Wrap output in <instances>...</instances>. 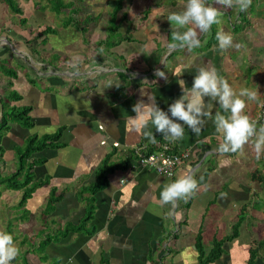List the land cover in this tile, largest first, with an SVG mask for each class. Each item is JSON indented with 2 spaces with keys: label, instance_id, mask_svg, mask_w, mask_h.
Here are the masks:
<instances>
[{
  "label": "crops",
  "instance_id": "1",
  "mask_svg": "<svg viewBox=\"0 0 264 264\" xmlns=\"http://www.w3.org/2000/svg\"><path fill=\"white\" fill-rule=\"evenodd\" d=\"M17 3L22 13L0 0V99L18 93L21 99L9 104L30 105L33 125L12 121L0 138V230L10 232L19 248L10 264H197V234L202 233L204 248L209 250L214 237L229 234L246 206L248 182L234 168L243 163L239 160L242 146L257 136L236 151L220 152L223 137L211 117L204 118L199 132L184 124V135L178 139H169L149 125L155 142L134 129L127 117L135 115L132 106L138 100L150 102L146 93L167 109L183 88L191 87L199 67L206 66L215 67L237 94L245 87L257 91L254 99L244 97L243 111L254 121L264 105L259 69L233 58L231 53L240 48L234 40L235 51L220 48L218 42L208 45L211 29L206 43L199 37L197 47L170 50L168 31H183L180 26L150 32L148 37L145 31H138V36L129 32L134 39L109 46L97 42L89 51L73 50L72 40L65 37L59 48L64 59L58 63V32L46 24L55 18L53 12L42 10L39 1L33 0L29 10ZM230 19H220L225 28L220 21L215 27L224 31ZM157 69L166 76H158ZM209 99L205 97L206 102ZM212 104L213 114L223 111L217 101ZM1 115L0 101V119ZM255 124L259 133L264 126ZM60 129L61 146H47L29 157L28 162L35 163L27 186L16 188L3 180L18 169V152L30 135L41 137ZM162 139L190 152L173 177L134 163L137 146L153 147ZM108 156L114 167L107 174L108 184L94 194L82 193L84 186L97 180ZM209 167L212 170L203 180ZM183 172L197 179L196 188L174 203L164 202L163 187ZM30 187L31 195L21 204L24 190ZM52 196L55 201L50 203ZM87 197H94L90 225L95 233L71 231L59 238L57 233L67 224L82 221ZM241 233L226 241L225 253L210 264H247L250 243L239 240Z\"/></svg>",
  "mask_w": 264,
  "mask_h": 264
},
{
  "label": "clouds",
  "instance_id": "2",
  "mask_svg": "<svg viewBox=\"0 0 264 264\" xmlns=\"http://www.w3.org/2000/svg\"><path fill=\"white\" fill-rule=\"evenodd\" d=\"M231 6L234 0H224ZM241 9L247 8L249 0H235ZM220 11L215 6L206 3V0H186L182 11L171 12L168 19L183 28V31L172 32L173 39L168 43V48H193L200 45L201 41L194 24L201 31L207 32L213 23H218ZM216 37L220 48H227L233 44L230 32L218 31ZM239 47V44L236 45ZM157 75L165 77L163 69H157ZM143 94V93H142ZM150 102L143 99L133 104L135 115L127 119L137 131H142L145 137L155 142L156 136L149 125H153L157 132H161L169 139H178L184 135V124L195 132L200 131V125L205 117H211L216 125V130L223 137L218 151L230 152L239 149L250 137L256 135L255 149L257 155L264 151V128L257 133L256 124L243 111L246 105L244 97L254 99L257 91L241 88L239 94L235 92L228 80L220 76L215 67H199L191 87L183 88V93L163 109L155 101L151 93H146ZM205 97H210L206 102ZM217 101L223 111H211L212 102ZM197 179L189 172H183L175 180L167 183L161 191L164 202H175L179 197H186L197 186ZM19 248L14 242L13 235L0 230V264H10L17 256Z\"/></svg>",
  "mask_w": 264,
  "mask_h": 264
},
{
  "label": "rangeland",
  "instance_id": "3",
  "mask_svg": "<svg viewBox=\"0 0 264 264\" xmlns=\"http://www.w3.org/2000/svg\"><path fill=\"white\" fill-rule=\"evenodd\" d=\"M16 1L22 3L26 10H29V7L32 8L33 0ZM34 1H39L43 5L48 4L47 0ZM74 1L79 8L78 15L81 20L80 28L65 22L68 10L61 11L57 14L51 12L55 18L51 17L50 20L46 21L47 25L51 28H55L58 32V63L59 60L64 59L63 57H59L61 54L59 48L63 47L66 43L65 37H67V41L68 38L72 40L71 44L73 50L83 48L87 49V51L96 48L99 40L108 37V20L110 12L113 10L115 0ZM251 1L254 2L253 9H242V13L244 11V14L249 21L243 24V27L239 32H233L231 26L232 23L237 21L238 17H236V15L239 12V9H241L235 0L231 6L226 4L224 0H206V3L219 9V21L222 27L225 28V24H222L225 22L220 19L223 18L226 21L231 16V23L227 21V28L224 31L232 34L235 46L239 44L240 48L235 49L232 44L227 47V49L229 51H238L237 53L232 52L231 54L234 56V59L239 58L238 61H241L240 64L244 63V66L252 65L259 69L258 76L260 77L261 89L260 100H262L264 104V0ZM185 6L186 0H123L121 13L126 12L127 19L122 23L121 32L124 34L129 33L125 29L127 24L130 25L132 35L139 33L138 31H145L144 33H146L147 37L150 32L166 31L170 26L177 27L178 25L168 19L169 14L171 12L182 11ZM240 13L241 12H239L237 16H239ZM85 19H87V21H85ZM215 24L216 23H213L212 26H215ZM144 25H146V30L143 28ZM196 31L198 37H201V40L203 39V36L205 37L202 44L206 43L210 32L207 31V33L201 31L198 27H196ZM135 36H138V34ZM112 40L114 39H111L110 41ZM244 58L246 59V62L243 61ZM263 107L264 105L262 108ZM257 123H263L262 125L264 126V121H257ZM254 146L255 141L253 143L247 142L242 146L244 150L242 151L239 160L244 164L241 163L239 168H234V172L236 171L240 176L245 178L248 182L247 185L249 186V192L245 200L247 218L241 225L242 228L240 230H242V233H240L242 236L239 240L250 243V248L256 247L259 264H264V151H262L259 156H256L257 152ZM230 228L227 231L229 233L231 232ZM207 246H209V244H207ZM238 255H242V253L238 252Z\"/></svg>",
  "mask_w": 264,
  "mask_h": 264
},
{
  "label": "trees",
  "instance_id": "4",
  "mask_svg": "<svg viewBox=\"0 0 264 264\" xmlns=\"http://www.w3.org/2000/svg\"><path fill=\"white\" fill-rule=\"evenodd\" d=\"M48 4H41V9L45 10L46 8H49L50 11L54 13H60L61 11L68 10L67 17L65 19V22L67 24H72L76 26L77 28L81 27V20L79 18V8L76 5V2L74 0H47ZM5 2L8 4V6L17 13H22V10L19 8V5L16 0H5ZM38 2V1H35ZM239 6V5H238ZM123 7V0H115V4L113 7L112 12H110L109 17V25H108V37L104 40H101L98 42L99 44L106 43L107 46L118 44L121 40H132L134 39L131 35L130 29L127 28V31L130 32L128 35H125L121 32L122 23L126 21L127 15L126 12L121 13ZM240 7V6H239ZM247 8H254V2L249 0ZM240 13L239 16H237ZM239 12L237 13L236 17L237 21L232 23V29L233 32H239L241 28L243 27V24L247 23L249 20L245 16L244 11L242 13V9H239ZM87 21V19H85ZM84 21V22H85ZM211 35L207 41L208 45H212L213 43H217V37L216 33L218 32V29L215 26H211ZM209 29V30H210ZM48 30V29H47ZM208 30V31H209ZM174 30L169 29V42L173 39L171 38V34ZM119 34V36H115ZM112 35V36H111ZM202 38H205L204 36ZM111 39L112 42L110 41ZM12 70L8 69V72L11 74ZM21 99V96L16 92H9V94H6L4 96V99H0L2 103V115L0 119V138L4 135V133L10 129L11 122L17 121L23 124L26 127H31L33 125V122L30 119V112H31V106L30 105H10V100H19ZM263 124V123H262ZM62 129L58 130L56 133L53 134H45L41 137L37 135H30L23 146L22 149L19 150L18 154V169L11 175L7 177H3L4 181H8L10 186L21 188L22 186H27L32 180H33V174L31 173L32 165L35 162H28L29 157L37 151H40L44 149L47 146L50 147H59L62 145V142L59 140L61 136ZM2 147L0 146V151ZM109 158L108 156L106 160L103 162V165L98 171V178L95 182H93L90 185L84 186L82 188L83 192H90L91 194H94L98 192L100 189L104 188L108 184V178L107 174L110 170H112L114 167L109 165ZM212 170L211 167L207 168L203 175V180L207 178L209 172ZM23 176V180L19 181L17 180L18 176ZM33 191V187L26 188L24 190V196L21 200V204H23L27 198L31 195V192ZM55 198L52 196L50 199V203L54 202ZM94 197H87L86 198V214L83 217L82 221L79 224H67L64 230L59 231L57 233V236L60 237H66L71 231L73 232H80L83 234L93 235L96 231L95 227L93 225H90V221L93 218L94 214ZM246 206H244L241 210V213L238 215L237 221L232 225L231 232L226 235L225 237L218 238L214 237L213 246L206 250L204 248V245L202 243V233L199 232L196 237V250L198 251L199 257H198V263L197 264H210L216 261L218 258H220L224 253L225 249L223 247L224 243L226 241H231L238 237L240 235V228L242 223L246 220L247 213L245 211ZM257 248L251 247L249 251V259L247 261V264H256L257 262Z\"/></svg>",
  "mask_w": 264,
  "mask_h": 264
},
{
  "label": "built area",
  "instance_id": "5",
  "mask_svg": "<svg viewBox=\"0 0 264 264\" xmlns=\"http://www.w3.org/2000/svg\"><path fill=\"white\" fill-rule=\"evenodd\" d=\"M254 121H264V107L260 109ZM189 157V150L179 149L169 139H162L153 147L137 146L134 163L155 170L164 176L173 177L176 169Z\"/></svg>",
  "mask_w": 264,
  "mask_h": 264
}]
</instances>
